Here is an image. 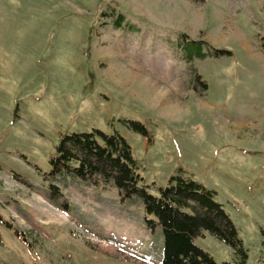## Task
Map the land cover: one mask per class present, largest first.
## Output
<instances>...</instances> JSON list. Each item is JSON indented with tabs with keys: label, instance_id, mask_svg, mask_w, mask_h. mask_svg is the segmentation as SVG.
Masks as SVG:
<instances>
[{
	"label": "rangeland",
	"instance_id": "374dc122",
	"mask_svg": "<svg viewBox=\"0 0 264 264\" xmlns=\"http://www.w3.org/2000/svg\"><path fill=\"white\" fill-rule=\"evenodd\" d=\"M188 41L229 54L190 60ZM263 42L264 0H0V264H160L138 199L53 172L60 138L94 129L127 141L154 196L178 169L215 189L245 264H264Z\"/></svg>",
	"mask_w": 264,
	"mask_h": 264
},
{
	"label": "trees",
	"instance_id": "16d2710c",
	"mask_svg": "<svg viewBox=\"0 0 264 264\" xmlns=\"http://www.w3.org/2000/svg\"><path fill=\"white\" fill-rule=\"evenodd\" d=\"M113 8L114 2L110 3ZM133 31L134 26L125 22L117 13L112 21L115 29L123 26ZM186 57L205 59L228 55L229 52L212 51L201 41H188ZM264 50V42L262 43ZM205 50V51H204ZM199 78H196V81ZM200 91L206 85L200 83ZM125 126L151 140L145 125L124 121ZM55 174H71L82 181L94 179L103 184L111 183L120 202L138 199L143 207L145 226L153 231L160 229L163 250L160 264H217L213 258L194 244V239L209 234L229 247L238 261L223 264H245L246 253L237 231L222 205L215 200L216 192L201 183L185 177L182 169L170 175L167 185L158 189L156 196L148 192L138 167L132 158L127 141L118 134L107 135L98 129L91 132L66 134L56 146V157L49 161ZM52 196L57 193L49 185ZM56 196V195H55ZM10 228V225H6Z\"/></svg>",
	"mask_w": 264,
	"mask_h": 264
},
{
	"label": "crops",
	"instance_id": "0c3cea01",
	"mask_svg": "<svg viewBox=\"0 0 264 264\" xmlns=\"http://www.w3.org/2000/svg\"><path fill=\"white\" fill-rule=\"evenodd\" d=\"M194 180V179H193ZM195 181V180H194ZM208 189H210V190H214L215 192H216V196H215V200H217V197H218V193H217V191L215 190V189H212V188H208ZM218 202V201H217ZM219 204H221L222 205V208H223V210H224V204L223 203H220V202H218ZM225 211V210H224ZM228 214V213H227ZM228 216H229V214H228Z\"/></svg>",
	"mask_w": 264,
	"mask_h": 264
}]
</instances>
